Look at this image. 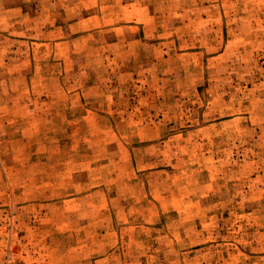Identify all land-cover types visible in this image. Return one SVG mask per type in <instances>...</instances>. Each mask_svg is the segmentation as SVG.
<instances>
[{
  "label": "rangeland",
  "instance_id": "rangeland-1",
  "mask_svg": "<svg viewBox=\"0 0 264 264\" xmlns=\"http://www.w3.org/2000/svg\"><path fill=\"white\" fill-rule=\"evenodd\" d=\"M151 1L0 0V264H264V0Z\"/></svg>",
  "mask_w": 264,
  "mask_h": 264
},
{
  "label": "crops",
  "instance_id": "crops-1",
  "mask_svg": "<svg viewBox=\"0 0 264 264\" xmlns=\"http://www.w3.org/2000/svg\"><path fill=\"white\" fill-rule=\"evenodd\" d=\"M93 3V7L99 8L93 13H88L80 18L79 23L90 24L103 22L104 26L110 27V31L120 32L118 35L121 38H126L128 33L136 34V31L140 25H146L155 22L158 18L153 8L151 0H84V4ZM85 4V10H88V6ZM71 6V4L69 5ZM12 9H8L6 12L10 13ZM20 13V20L18 17L5 16L3 23L12 26L15 29L23 30L24 25L28 22V15L24 13L22 7L16 10ZM46 18L54 17V25L57 23V14L55 11H50ZM45 16V15H44ZM42 18H44L41 15ZM15 22V24H14ZM19 23V24H18ZM16 25H19L16 27ZM19 30H16L17 32ZM27 30V29H26ZM48 30V28H47ZM55 30V29H54ZM11 35H21L18 33H10ZM135 40V39H132ZM139 43L138 40H136Z\"/></svg>",
  "mask_w": 264,
  "mask_h": 264
}]
</instances>
